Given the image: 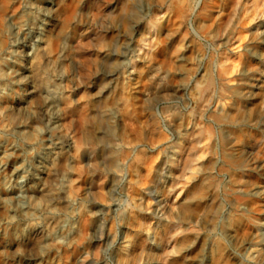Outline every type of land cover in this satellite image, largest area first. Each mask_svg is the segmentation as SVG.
<instances>
[{
  "label": "clouds",
  "instance_id": "9594fccd",
  "mask_svg": "<svg viewBox=\"0 0 264 264\" xmlns=\"http://www.w3.org/2000/svg\"><path fill=\"white\" fill-rule=\"evenodd\" d=\"M0 264H264V0H0Z\"/></svg>",
  "mask_w": 264,
  "mask_h": 264
}]
</instances>
